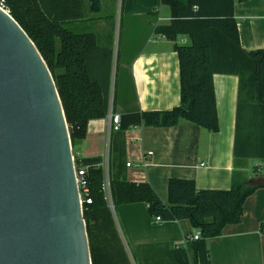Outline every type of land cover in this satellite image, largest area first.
<instances>
[{
  "label": "trees",
  "instance_id": "1",
  "mask_svg": "<svg viewBox=\"0 0 264 264\" xmlns=\"http://www.w3.org/2000/svg\"><path fill=\"white\" fill-rule=\"evenodd\" d=\"M245 1L162 0L170 7L171 19L169 24L158 25L156 33L172 41L185 34L190 40L174 47L181 103L168 110L122 114L116 134L136 125L175 126L180 119L218 132L214 75L232 74L238 77L234 157L264 160V49L246 50L240 44L234 5ZM0 4L48 65L76 154L77 144L86 136L87 122L106 116L117 105L119 81L117 73L111 79L112 48L100 47L95 33L83 24L91 13L85 0H0ZM98 49L105 51V62H99ZM122 150L115 137L108 159L109 196L103 189V158L75 155L76 166L86 167L85 198L91 199L83 202V217L92 264H210L207 240L221 235L227 225L241 222L246 199L259 187H249L247 180L236 181L229 189H200L193 179L171 178L167 200L162 201L149 183L124 177L116 156ZM138 202L145 203L149 215L159 216L161 221L189 220L192 228L200 231V238L191 239V233L181 244L127 247L115 215L119 206Z\"/></svg>",
  "mask_w": 264,
  "mask_h": 264
},
{
  "label": "crops",
  "instance_id": "2",
  "mask_svg": "<svg viewBox=\"0 0 264 264\" xmlns=\"http://www.w3.org/2000/svg\"><path fill=\"white\" fill-rule=\"evenodd\" d=\"M100 1L102 7L103 0ZM121 3L114 62L119 81L117 105L110 111L122 115L180 105V67L174 47L190 43L189 37L180 34L172 41L156 33L158 25L169 24L171 19L170 7L162 0H121ZM234 16L241 46L246 50L264 49V0L236 2ZM88 19L83 23L87 30L95 33L100 47L112 48L114 57L115 22L110 20L109 13L88 15ZM104 53L98 49L99 62L104 61ZM214 94L218 132L180 119L175 126L136 125L121 133H110L109 111L106 116L87 122L86 136L77 144L76 152L80 158L101 156L104 162L109 159L111 141L116 137L123 146L122 154L116 156L124 177L131 182L149 183L162 201L167 200L171 178L193 179L200 189H229L236 181L264 176L254 169L248 175L250 159L234 157L238 77L215 74ZM115 217L122 238L132 247L181 244L195 232L187 219L155 221L143 202L119 206ZM263 223L264 186L246 199L240 223L227 225L221 235L207 240L210 264H264Z\"/></svg>",
  "mask_w": 264,
  "mask_h": 264
},
{
  "label": "water",
  "instance_id": "3",
  "mask_svg": "<svg viewBox=\"0 0 264 264\" xmlns=\"http://www.w3.org/2000/svg\"><path fill=\"white\" fill-rule=\"evenodd\" d=\"M88 6L96 13L101 1L88 0ZM247 185L264 186V176L250 178ZM0 264H92L70 132L54 77L2 5Z\"/></svg>",
  "mask_w": 264,
  "mask_h": 264
},
{
  "label": "rangeland",
  "instance_id": "4",
  "mask_svg": "<svg viewBox=\"0 0 264 264\" xmlns=\"http://www.w3.org/2000/svg\"><path fill=\"white\" fill-rule=\"evenodd\" d=\"M88 3V0H85ZM1 5V4H0ZM121 7L122 3L121 0H103L102 7L100 11L96 12V14L89 13V15H97V14H108L110 15V20L115 22V30H114V37H113V45H114V57L112 63V77L114 78L115 74L117 73V65L116 68L114 66L115 58H116V49L118 48L119 36H120V25H121ZM74 156L76 155L74 153ZM249 172L248 175L252 172H257V174L264 173V160L258 158H250L249 161ZM254 169V171H253ZM252 171V172H251ZM254 174V173H253ZM124 240V239H123ZM125 242V241H124ZM126 246L129 245L125 242Z\"/></svg>",
  "mask_w": 264,
  "mask_h": 264
},
{
  "label": "built area",
  "instance_id": "5",
  "mask_svg": "<svg viewBox=\"0 0 264 264\" xmlns=\"http://www.w3.org/2000/svg\"><path fill=\"white\" fill-rule=\"evenodd\" d=\"M120 122L121 118L119 114L112 113V111L109 112V132L117 131L120 128ZM149 154H152V152H148ZM78 155V153H76ZM74 155V154H73ZM74 161H75V156H74ZM131 163H126L127 166H130ZM203 164V163H202ZM76 167V177H77V182L79 185V190H80V195H81V200L82 203L86 200L87 203L91 202L90 198H85L88 196V190L87 188L84 187V174L86 171V167L84 166H79ZM103 168H104V173H105V181L103 184V189L106 193V195L109 196V171H108V160L103 162ZM111 207H113L111 205ZM155 221H161V218L159 216L155 217ZM261 231L264 232V223L261 225ZM200 238V231L195 230V232L192 234L191 239H199ZM126 245V244H125Z\"/></svg>",
  "mask_w": 264,
  "mask_h": 264
}]
</instances>
